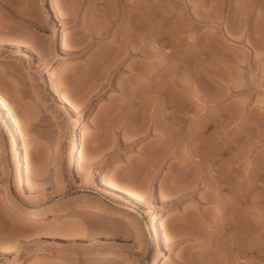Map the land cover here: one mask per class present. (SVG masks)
<instances>
[{"label":"rangeland","instance_id":"rangeland-1","mask_svg":"<svg viewBox=\"0 0 264 264\" xmlns=\"http://www.w3.org/2000/svg\"><path fill=\"white\" fill-rule=\"evenodd\" d=\"M0 98V264H264V0H0Z\"/></svg>","mask_w":264,"mask_h":264},{"label":"bare ground","instance_id":"bare-ground-1","mask_svg":"<svg viewBox=\"0 0 264 264\" xmlns=\"http://www.w3.org/2000/svg\"><path fill=\"white\" fill-rule=\"evenodd\" d=\"M135 26H136V24H135ZM135 26H134V27H135ZM134 29H135V28H134ZM135 31H136V30H135ZM124 34H125V33H124ZM135 34L138 35V32H136V33H134V34H133V32H132V34L129 33V35H130L129 37H131V35H133V36L135 37ZM137 35H136L135 38H137ZM118 36H119V35H118ZM120 36H121V35H120ZM127 36H128V34H127ZM127 36H123V37H122V41H123V42L126 41L125 39H126ZM133 36H132V37H133ZM119 38H121V37H119ZM153 39H154V38H153ZM153 39H152V40H153ZM159 39H160V38H159ZM118 40H119V39H118ZM127 40H128V41H129V40H132V38H131V39L128 38ZM134 40H135V39H134ZM157 40H158V39H157ZM119 41H120V40H119ZM122 41H121V42H122ZM119 44H120V43H119ZM123 44H127V43H123ZM129 44H130V43H129ZM136 44H137V43H136ZM136 44H135V45H136ZM121 45H122V44H121ZM122 46H123V45H122ZM119 47H120V46H119ZM130 51H133V50L131 49ZM127 52H128V51H127ZM128 53H129V52H128ZM119 54H120V53H119ZM120 55H121V54H120ZM120 55H118V56H120ZM118 56H117V57H118ZM119 58H120V57H119ZM115 62H116V61H115ZM167 62H168V61H167ZM112 63H114V62H112ZM116 63H117V62H116ZM109 64H111V63H108V67H109ZM118 64H119V63H118ZM104 65H105V64H104ZM112 66H113V65H112ZM114 66H115V65H114ZM115 67H116V66H115ZM112 68H114V67H112ZM161 68H162V67H161ZM167 68H168V67H167ZM156 69H157V68H156ZM102 70H103V69H102ZM107 70H108V69H107ZM138 70H139V73H140V69H138ZM158 70H159V68H158ZM158 70H157V71H158ZM160 70H161V69H160ZM162 70H163V69H162ZM165 70H166V69H165ZM141 71H142V70H141ZM150 71H151V73H152V70H150ZM176 71L178 72V70H176ZM104 72H105V71H104ZM137 72H138V71H137ZM158 72H159V71H158ZM158 72H157V73H158ZM165 72H166V71H165ZM171 72H172V71H171ZM109 73H110V72H109ZM175 73H176V72H175ZM179 73H180V72H179ZM149 74H150V73H149ZM154 75H155V74H154ZM149 76H150V75H149ZM164 76H165V74H164ZM168 76H169V75H168ZM168 76H167V77H168ZM97 77H98V76H97ZM99 77H100V76H99ZM152 77H153V76H152ZM168 78H169V77H168ZM170 78H172V77H170ZM176 78H177V76H176ZM181 78H182V77H181ZM181 78H179V80H180ZM48 79H49V80L53 79V75H48ZM150 79H151V78H150ZM150 79H149V80H150ZM165 79H166V78H165ZM152 80H154V78H153ZM179 80H178V82H179ZM181 80H183V79H181ZM181 80H180V81H181ZM165 81H166V80H165ZM93 82H94V81H93ZM96 82H97V79H96ZM111 82H112V81H111ZM153 82H155V80H154ZM167 82H168V81H167ZM171 82H172V80H171ZM182 82L184 83V81H182ZM182 82H181V83H182ZM94 83H95V82H94ZM101 83H102V82H101ZM148 83H149V82H148ZM150 83H151V81H150ZM163 83H164V82H163ZM165 84H166V83H165ZM174 84H175V83H174ZM99 85H100V84H99ZM154 85H155V83H154ZM154 85H153V86H154ZM155 86H156V85H155ZM164 86H165V85H164ZM177 87H178V86H177ZM155 88H156V87H155ZM158 88H159V87H158ZM166 90H167V89H166ZM166 90H165V91H166ZM171 90H172V89H171ZM171 90H170V92H171ZM165 91H164V92H165ZM154 92H155V91H154ZM159 92H160V91H159ZM167 93H169V91H168ZM155 94H156V93H155ZM161 94H162V93H161ZM161 94H160V95H161ZM163 94H164V93H163ZM171 94H172V93H171ZM171 94H170V95H171ZM164 95H165V94H164ZM164 95H163V97H164ZM174 95H175V94H174ZM174 95H173V96H174ZM156 97H157V95H156ZM165 97H166V96H165ZM165 97H164V98H165ZM171 97H172V96H171ZM159 98H160V97H159ZM164 98H163V99H164ZM157 99H158V98H157ZM157 99H156V100H157ZM165 99H167V98H165ZM175 99H176V96H175ZM178 99H179V97H178ZM180 99H181V98H180ZM180 99H179V101H180ZM154 101H155V100H154ZM162 101H163V100H162ZM168 101H169V99H168ZM170 102H171V101H170ZM178 103H179V102H178ZM181 103H182V102H181ZM183 103H184V102H183ZM154 104H155V102H154ZM164 104L166 105V102H164ZM167 104H168V102H167ZM156 105H157V103H156ZM179 105H180V104H179ZM182 105H184V104H182ZM159 106H160V105H159ZM166 106H169V105H166ZM180 106H181V105H180ZM154 107H155V106H154ZM164 107H165V106L163 105V108H164ZM173 107H174V106H173ZM177 107H179V106L177 105V106L175 107V109H177ZM183 107H184V106H182V108H183ZM160 108H161V110H162V107H161V106H160ZM160 108H159V110H160ZM169 108L172 109V107H169ZM175 109H174V110H175ZM180 109H181V107H180ZM180 109H179V110H180ZM164 110H165V108H164ZM174 110H173V111H174ZM182 110H183V109H182ZM168 111H169V109H168ZM169 112H170V111H169ZM162 113H163V112H162ZM176 113H177V110H176ZM157 114H158V113H157ZM170 114H172V113H167V114H166V113H163V115H162V114H161V115L164 116V119H165V118L168 119L169 116H170ZM173 114H175V113H173ZM173 114H172V115H173ZM155 115H156V113H155ZM161 115H160V116H161ZM153 116H154V115H153ZM173 116H174V115H173ZM0 117H1L0 119H2L3 124L5 125L6 129H8L9 131H11V136H10V141H9V142H10V146L14 148L15 156H16V158H17V166L15 167V173L17 174V176H19V177L22 179V177H23V163H22V161H20V159H19L20 151H19V148H18V143L21 142V141H23L24 138H23V135L21 134V131H20V130H21L20 122H19L18 118H16V116L14 115L12 109H11L10 107H8V105L6 104V102H5L3 99H1V98H0ZM155 117H156V116H155ZM175 117H176V116H175ZM160 118H161V117H160ZM170 118H171V117H170ZM156 119H159V118H156ZM161 119H162V118H161ZM167 119H166V120H167ZM172 119H174V118H172ZM172 119H171V120H172ZM154 120H155V119H154ZM166 120H165V121H166ZM171 120H170V121H171ZM155 121H156V120H155ZM158 121H159V120H158ZM158 121H157V123H158ZM157 123H155V124L157 125ZM162 123L164 124V122H162ZM165 124H168V121H167V123H165ZM174 124H175V123H174ZM160 125H162V124H160ZM154 126H155V125H154ZM157 126H158V125H157ZM162 126H164V125H162ZM167 126H169V125H167ZM167 126H166V127H167ZM182 127H183V126H182ZM168 128H169V127H168ZM156 129H157V128H156ZM163 129H164V128H163ZM169 129H170V128H169ZM165 130H166V129H165ZM168 131H169V130H168ZM170 132H171V131H170ZM166 133H167V132H166ZM230 133H231V132H230ZM164 134H165V133H164ZM164 134H163V135H164ZM167 134H168V133H167ZM165 136H166V135H165ZM168 136H169V135H168ZM170 136H171V134H170ZM163 139H164V138H163ZM163 139H162V141H160V142H161V145L158 144V145L160 146L159 148H162L161 146H165V147H166V144H167V146H170V145H168L169 142L167 143V140H165V139L163 140ZM168 139H169V138H168ZM173 141H174V140H173ZM173 141H172V142H173ZM174 142H175V141H174ZM169 144H170V143H169ZM206 145H207V144H206ZM171 146H172V145H171ZM208 146H209V145H208ZM165 147H163V148H165ZM203 147H204V146H203ZM175 148H176V147H175ZM207 148H208V147H207ZM169 149H171V148L168 147V148L166 149V151L168 152ZM156 150H157V149H156ZM159 150H160V149H159ZM201 150H202V148H201ZM203 150H204V149H203ZM205 151H206V150H205ZM173 152H174V151H173ZM198 154H199V153H198ZM201 154H202L201 156H203V153H201ZM156 155H157V154H156ZM162 155H163V154H162ZM164 155L166 156V153H165ZM202 159H203V158H202ZM208 160H209V159H208ZM210 160H211V159H210ZM219 160H221V159H219ZM70 161H71L72 164H74L76 161H77V163H78V145H77L75 142H72V144L70 145ZM192 161H193V160H192ZM212 161H214V160H212ZM212 161H210V162H212ZM24 162H25L26 165H29V163H30V160H29V158L27 157V151H25ZM180 162H181V161H180ZM188 162H189V161H188ZM204 162H205V161H204ZM207 162H208V161H207ZM221 162H222V161H221ZM182 163H183V162H182ZM219 163H220V162H219ZM233 163L235 164V162H233ZM233 163H232V162H231V164L228 163V167H227V166H226V167H227L228 169H231V170H232V168H234V167L232 166ZM206 164H207V163H206ZM220 164H221V163H220ZM185 165H186V163H185ZM217 165H218V163H217ZM217 165H216V167H214V164H213V163H211L210 165L208 164V168L210 169V172H214V173H215L214 175H215V177H216L217 182H215L214 184H213V183L210 184V183L213 182V181L209 180V181H211L210 183L208 182L210 185H207L208 183H205V182H204V185L206 184L207 187L209 186L208 188L213 189V190H216V191H217V189L221 188V187H220V186H221L220 184H222L221 181H219V180L217 179V175L219 174V171H220V170H219V167H217ZM222 165H223V164H222ZM189 166H190V165H189ZM191 166H192V165H191ZM200 166H201V165H200ZM218 166H219V165H218ZM231 166H232V168H231ZM194 167H196V166H194ZM194 167H193V168H194ZM185 168H186V167H185ZM204 168H205V167H204ZM220 168H221V167H220ZM223 168H224V167H223ZM196 169H197V168H196ZM198 169H199V168H198ZM188 170H189V169H188ZM205 170H206V169H205ZM233 170H234V169H233ZM198 171H199V170H198ZM223 171H226V169L223 170ZM248 171H249V170H248ZM248 171H247V172H248ZM191 172H192V171H191ZM199 172H200V171H199ZM221 172H222V171H221ZM229 172H230V171H229ZM194 173H196V172H194ZM222 173H223V172H222ZM248 173H249V172H248ZM248 173H247V174H248ZM189 174H190V171H189ZM199 174H200V173H199ZM187 175H188V174H187ZM192 175L194 176V174H192ZM196 175H197V174H195V176H196ZM208 175H209V174H208ZM208 175H207V176H208ZM214 175H213V177H214ZM220 175H221V173H220ZM201 176H202V175H201ZM210 176H211V175H210ZM187 177H188V176H187ZM187 177H186V178H187ZM211 177H212V176H211ZM213 177H212V178H213ZM221 177H223V176H221ZM183 178H184V177H183ZM194 178H195V177H194ZM208 178H209V177H208ZM208 178H207V179H208ZM196 179H197V177H196ZM200 179L202 180V178H200ZM207 179H206V182H207ZM210 179H211V178H210ZM222 179H223V178H222ZM191 180H193V179L191 178ZM204 180H205V179H204ZM213 180H214V179H213ZM225 180L228 181L229 179H225ZM181 181H182V180H181ZM189 181H190V180H189ZM189 181H188V185H189V183H191V181H190V182H189ZM223 181H224V180H223ZM227 181H224V182H227ZM175 182H176V181H175ZM184 182H185V181H184ZM224 182H223V183H224ZM230 182H231V181H230ZM193 183L195 184V181H193ZM199 183H201V182H199ZM201 184H202V183H201ZM226 184H227V183H226ZM226 184H225V185H226ZM229 184H230V183H229ZM185 185H186V184H185ZM190 185H191V184H190ZM190 185H189V187H190ZM206 185H205V186H206ZM230 185H232V183H231ZM182 186H183V185H182ZM186 186H187V185H186ZM191 186H192V185H191ZM179 187H180V189L182 188L181 186H179ZM184 187H185V186H184ZM189 187H188V188H189ZM195 187H196V185H195ZM207 187H206V188H207ZM192 188H193V187H192ZM222 188H223V186H222ZM226 188H227V185H226ZM182 190H183V189H182ZM182 190H181L180 192L183 193ZM186 190H188V189H186ZM191 190H192V189H191ZM206 190H208V189H206ZM232 190H234V189L232 188ZM175 191H177V189H176ZM220 191H222V190H220ZM220 191H218V193H219ZM230 191H231V190H230ZM178 192H179V191H178ZM184 192H185V191H184ZM233 192H234V191H233ZM233 192H232V194L235 193V192H234V193H233ZM112 193L114 194V198H116V192H115L114 190H112ZM215 193H216V192H215ZM216 194H217V193H216ZM181 195H182V194H181ZM234 195H235V194H234ZM231 196H232V195H231ZM131 197H132L133 199H135V200H139V198H138L136 195H134V194H131ZM213 197H214V196H213ZM244 197H245V196H244ZM212 199H213V203H215L214 200H215V199L218 200V197H217V198L215 197V199H214V198H211V200H212ZM230 199H231V198H230ZM233 199H234V198H233ZM245 199H246V197L244 198V200H245ZM211 200L209 199L208 202H210ZM244 200H243V201H244ZM221 201H222V200H221ZM227 201H229V200H227ZM230 201H231V200H230ZM230 201H229V202H230ZM233 201H234V200H233ZM236 201H237V203L240 202V201H238V200H236ZM243 201H242V202H243ZM211 202H212V201H211ZM211 202H210V203H211ZM216 202H217V201H216ZM219 202H220V201H218L217 203H219ZM223 202H224V201H223ZM229 202H228V203H229ZM244 202L247 203L248 201L245 200ZM228 203H227V204H228ZM211 204H212V203H211ZM248 204H249V203H248ZM248 204H247V206H248ZM216 205H217V204H216ZM216 205H215V208H216V209L218 208V211H219V212L222 211V212L225 214L224 211L226 210V208L224 207V205L222 204V206L224 207L225 210H222L223 208H220V207H222V206L217 207ZM218 205H219V204H218ZM225 205H226V204H225ZM229 205H230V204H229ZM240 205H241V204H240ZM233 206H234V205H232V207H233ZM236 206H237V205H236ZM236 206H234V207H236ZM241 206H242V205H241ZM244 206H245V204H244ZM230 207H231V206H230ZM213 208H214V206H213ZM227 208H228V207H227ZM236 208H237V207H236ZM244 208H246V206H245ZM234 209H235V208H234ZM239 209H240V207H239ZM228 210L231 212V210H233V208H232L231 210L228 208ZM241 210H242V209H241ZM243 210H244V209H243ZM248 210H249V209H248ZM248 210H247V211H248ZM213 211H214V209H213ZM233 211H234V210H233ZM233 211H232V213H233ZM245 211H246V209H245ZM214 212H215V211H214ZM222 212H221V213H222ZM230 212H229V213H230ZM236 212H238V211L236 210ZM240 212H242V211H240ZM240 212H238V213H240ZM229 213L227 212L226 215H228ZM238 213H237V214H238ZM242 213H243V212H242ZM245 213H247V212H245ZM245 213H244V214H245ZM186 214H187V213H186ZM206 214H207V213H206ZM213 214H215V213H213ZM216 214H218V213H216ZM216 214H215V215H216ZM234 214H235V215H234ZM237 214H236V213H233L231 218L229 217L230 214L227 216L228 219H231V221H230L229 223H232L231 225H233V227H234V225H237V227H238V224H237L238 222L236 221V216H239V214H238V215H237ZM244 214H243V215H244ZM80 215H81L84 219H85V218H86V219H87V218H95V215H94V214L81 213V211L77 214V216H78V217H81ZM203 215H205V214H203ZM243 215H241V216H243ZM250 215H251V214H250ZM250 215L247 213L246 216H245L244 218H245L246 220H249V219H250ZM206 216H207V215H206ZM221 216H223V215H221ZM221 216H220V217H221ZM78 217H77V218H78ZM192 217H194V216H192ZM216 217H217V216H216ZM224 217H225V216H224ZM83 218H82V219H83ZM182 218H183V217H182ZM188 218H189V216L187 215V216H185V217L182 219L184 222H186V224H185L186 226H187V223H188V221H187ZM194 218L197 219L196 216H195ZM202 218H203V217H202ZM202 218H201V219H202ZM210 218H211V217H209V219H210ZM199 219H200V218H199ZM209 219H208V220H209ZM211 219H212V218H211ZM217 219H218V218H217ZM221 219H223V217H221ZM224 219H225V218H224ZM190 220H191V219H190ZM190 220H189V221H190ZM192 220H193V219H192ZM204 220L206 221L205 216H204L203 222H204ZM212 220H213V219H212ZM215 220H216V219H215ZM225 220H226V219H225ZM225 220H224V221H225ZM180 221H181V220H180ZM198 221H199V220H198ZM221 221H223V220H221ZM224 221H223V223H224ZM227 221H228V220H227ZM193 222H194V220H193ZM196 222H197V221H196ZM200 222H201V221H200ZM208 222H209V221H208ZM213 222H214V221H213ZM182 223H183V222H182ZM206 223H207V221H206ZM214 223H215V222H214ZM218 223H219V222H218ZM226 223H227V222H226ZM191 224H193V223H191ZM191 224H189V225H191ZM200 224H201V223H200ZM200 224H199V225H200ZM202 224H203V223H202ZM202 224H201V225H202ZM208 224H209V223H208ZM181 225H182V224H181ZM197 225H198V224H197ZM199 225H198V226H199ZM201 225H200V226H201ZM220 225H222V224H220ZM223 225L226 226L225 224H223ZM194 226H195V225H194ZM213 226H214V225H213ZM217 226H218V225H217ZM202 227H203V226H202ZM206 227H207V226H206ZM211 227H212V226H211ZM220 227H221V226H220ZM222 227H223V226H222ZM229 227H230V226H229ZM231 227H232V226H231ZM233 227H232V228H233ZM192 228H193V227H192ZM196 228H197V227H196ZM226 228H227V227H226ZM244 228L246 229V227H244ZM207 229H208V228H207ZM223 229H225V228H223ZM198 230H199V229H198ZM198 230H196V231H198ZM216 230H218V228H217ZM221 230H222V228H221ZM233 230H235V229H233ZM227 232H228V231H227ZM232 232H233V231H232ZM232 232H231V234H232ZM152 233L155 234V235L158 234V226L156 225L155 222L152 223ZM198 233H199V232H198ZM233 233H235V231H234ZM238 233H239V232H238ZM191 234H192V233H191ZM193 234H194V232H193ZM236 234H237V233H236ZM244 234L246 235L245 232H244ZM196 235H197V234H196ZM196 235H194V237H195ZM232 235H233V234H232ZM237 235H239V234H237ZM241 235H242V233H241ZM241 235H240V236H241ZM230 236H231V235H230ZM243 236H244V235H242V237H243ZM248 236H249V235H248ZM192 237H193V235H192ZM198 237H199V235H198ZM231 237H233V236H231ZM234 237H235V236H234ZM245 237H246V236H245ZM245 237H244V238H245ZM196 238H197V236H196ZM234 239H235V238H234ZM246 239H247V237H246ZM231 241H232V240H231ZM245 241H246V240H245ZM232 243H233V242H232ZM234 243H235V242H234ZM230 244H231V243H230ZM231 246H232V245H231ZM233 246H234V245H233ZM245 248H246V247H245ZM247 248H248V247H247ZM246 252H247V249H246ZM246 252H245V253H246ZM243 253H244V252H243ZM246 254H247V253H246ZM245 256H246V255H245ZM247 257H248V256H247ZM244 258H245V257H244ZM246 259H247V258H246Z\"/></svg>","mask_w":264,"mask_h":264}]
</instances>
